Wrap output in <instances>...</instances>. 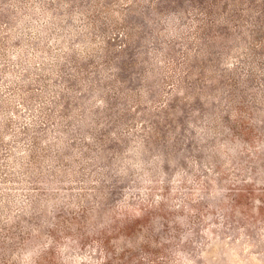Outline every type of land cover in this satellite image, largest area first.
I'll list each match as a JSON object with an SVG mask.
<instances>
[{"label": "rangeland", "instance_id": "1", "mask_svg": "<svg viewBox=\"0 0 264 264\" xmlns=\"http://www.w3.org/2000/svg\"><path fill=\"white\" fill-rule=\"evenodd\" d=\"M0 264H264V0H0Z\"/></svg>", "mask_w": 264, "mask_h": 264}]
</instances>
